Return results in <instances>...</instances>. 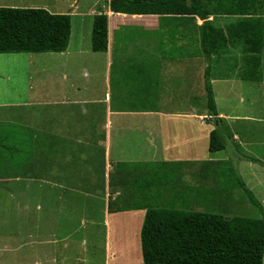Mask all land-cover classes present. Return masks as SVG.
<instances>
[{
  "label": "crops",
  "instance_id": "1",
  "mask_svg": "<svg viewBox=\"0 0 264 264\" xmlns=\"http://www.w3.org/2000/svg\"><path fill=\"white\" fill-rule=\"evenodd\" d=\"M94 6L87 10L93 17L99 13ZM105 13L109 17L106 52L85 49L82 29L76 48L69 45L65 52L37 53L41 55V65H46L47 55L67 57L71 71L86 54L93 62L103 61L106 69L101 97H70L68 89L54 97L53 88L41 87L23 101L0 99V142H7L8 151L13 152H8L10 169L14 170L12 159L19 156L14 153L16 143L25 137H42L40 191L48 189V144L94 142L97 125L106 155V174L115 176L108 190L109 203L126 190L131 209L145 213L142 207L151 204L193 211L210 209L209 212L223 214L238 200V182L232 180L237 177L235 171L250 190L264 189V49L257 80L244 75L249 63L238 44H230L214 58L216 66L211 79L227 147L213 152L209 147L210 134L219 122L208 111L205 73L209 60L202 48L203 21L195 15L119 13L112 11L109 3ZM81 20L85 26V19ZM92 29L93 26L91 34ZM59 60L60 64L64 62ZM75 94L81 93L75 90ZM72 106L80 107L86 119L72 115L75 121L71 125L66 122L71 115L66 118L61 110L71 111ZM32 108H39V113H29ZM101 115L102 119H98ZM64 159L58 158L57 162H65ZM62 166H58L57 173H64L66 166ZM132 199H138L137 203ZM261 202L264 206V196ZM127 210L120 206L111 211L110 204L106 205L107 237L113 231L110 216ZM143 222L139 221L137 230L142 229ZM43 263L47 264L46 252Z\"/></svg>",
  "mask_w": 264,
  "mask_h": 264
},
{
  "label": "rangeland",
  "instance_id": "2",
  "mask_svg": "<svg viewBox=\"0 0 264 264\" xmlns=\"http://www.w3.org/2000/svg\"><path fill=\"white\" fill-rule=\"evenodd\" d=\"M108 1L0 0V6L40 7L51 12H73L70 48L77 47L79 33L84 29V48L90 51L92 34L89 30L93 26L94 17L87 10L94 4L96 12H105ZM77 2L79 7L75 9ZM83 12L87 13L84 17L76 16ZM82 18L85 19V26L81 24ZM237 18L239 17L226 16L219 21L215 19L214 22L219 26L228 25L236 22ZM238 45L243 50V45ZM47 56L46 65H41V55L37 53L0 54V99L23 101L30 92H38L41 87L53 88L54 97H60L64 89L69 90L70 97L71 94L76 97L102 96L106 69L103 61L93 62L86 54L84 60H79L78 66L71 71L70 64H66L67 57ZM59 59L64 62L60 64ZM211 65L214 69L215 59ZM65 72L68 74L63 75ZM75 90L81 94H75ZM71 109L61 110L66 118L71 115L70 120L66 121L70 125L75 121L72 115L87 117L80 107L72 106ZM29 111L38 114L39 108ZM98 119H102V115ZM19 122L23 124L21 117ZM23 128L28 130V127ZM94 128L97 135L96 139H92L94 142L82 141L77 145L61 141L48 144L47 161L51 169L47 177L48 189L42 188V192L40 169L43 165L40 149L44 143L39 142L42 137H25L16 143L18 148L14 153L19 156L12 159L15 162L14 170L10 169L7 162L8 152H13L10 149L8 151L7 142H0V264H40L41 261L44 264L45 252L47 264H144L141 230L137 228L139 221L145 219L146 213L131 209L126 190L109 203L108 190L114 184L115 176L113 173L110 176L106 174V155L99 141L101 132L97 125ZM31 132L35 135L34 129ZM58 158H65V162H57ZM86 164L90 166L84 167ZM62 165L66 166L64 173H57L58 166ZM62 168L63 166L61 170ZM237 177L232 180L238 182ZM124 180L127 185L128 176ZM251 191L261 202L264 189L261 187ZM235 193L238 200L233 207L222 211L226 217H261L258 207L249 200L245 190L238 187ZM135 200L132 199L137 203L138 199ZM109 204L111 211L120 206L128 210L121 215L110 216L113 231L107 237L105 208ZM116 223H119V229Z\"/></svg>",
  "mask_w": 264,
  "mask_h": 264
},
{
  "label": "trees",
  "instance_id": "3",
  "mask_svg": "<svg viewBox=\"0 0 264 264\" xmlns=\"http://www.w3.org/2000/svg\"><path fill=\"white\" fill-rule=\"evenodd\" d=\"M114 12L126 14L195 15L203 21L202 48L209 60L206 69L208 111L219 122L210 134V150L227 147L223 140L211 62L230 44H242L249 66L244 75L259 79L264 49V0H109ZM235 16L222 27L216 16ZM213 17L214 19H211ZM109 17L94 16L92 50H108ZM70 13L40 7L0 6V54L65 52L71 40ZM238 175V187L248 193L261 217L193 211L175 206L145 205L141 229L144 264H264V206ZM138 208V207H137Z\"/></svg>",
  "mask_w": 264,
  "mask_h": 264
}]
</instances>
